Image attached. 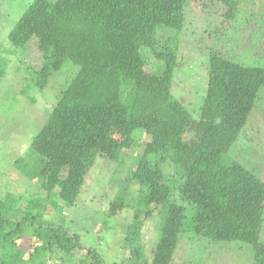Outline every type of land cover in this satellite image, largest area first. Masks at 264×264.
<instances>
[{"label": "trees", "instance_id": "trees-1", "mask_svg": "<svg viewBox=\"0 0 264 264\" xmlns=\"http://www.w3.org/2000/svg\"><path fill=\"white\" fill-rule=\"evenodd\" d=\"M201 2L204 15L216 22L214 43L242 44L259 35L255 24L264 29V15L254 3ZM190 3L34 0L11 29L12 55L31 47L39 55L34 59L41 68H31L30 87H47L68 63L79 70L49 106L29 152L15 160L30 191L38 183L44 197H24V210L17 208L23 198L8 194L0 200V264L7 263V251L14 262L102 264L63 222L47 220L42 203L54 196L68 206L78 203L99 161L120 163L111 173L118 190L109 217L133 210L123 264H175L186 242L181 264L204 263L212 245L237 243L250 246L254 264H264V179L229 158L264 90V65L240 63L233 54L210 48L205 97L198 114L188 109L173 94V83ZM7 71L0 60V83ZM140 132L149 141L127 176L114 183L125 166L124 152L137 144ZM148 222L156 234L151 246L143 234Z\"/></svg>", "mask_w": 264, "mask_h": 264}, {"label": "rangeland", "instance_id": "rangeland-1", "mask_svg": "<svg viewBox=\"0 0 264 264\" xmlns=\"http://www.w3.org/2000/svg\"><path fill=\"white\" fill-rule=\"evenodd\" d=\"M33 1L0 0V60H4L8 70L0 83V200L5 199L8 194L14 198H23L20 199L19 206L17 204V208L23 210L27 205L24 197L28 199L37 193V196H44L40 193L38 183L32 186L35 191H30L31 184L18 173L15 160L29 152L33 138L49 118V106L57 103L60 88H63L67 80L72 79L79 70L77 66L68 63L51 78L47 87H30L31 68H41V63L35 62L34 59L35 55H39L31 50L33 47L31 51H18L17 55H12L8 35ZM246 1L254 3L253 8L264 15V0ZM205 11L201 0H191L186 23L187 33L179 61L181 68L177 71L173 83V94L184 99L187 108H194L197 114L207 88V52L210 48L233 54L240 63L264 65V29L261 26L255 24V31L259 35L253 33L242 44H226L224 40L214 43L211 32L216 22L204 15ZM149 68L154 69V64L150 63ZM31 98L35 99V103H32ZM244 131V137L233 145L229 158L244 164L264 179V90L260 92L259 102ZM138 137L137 144L124 152L125 166L115 174L114 183L119 184L127 176L134 157L141 153L142 147L149 141V136L143 132H140ZM119 164L99 161L97 169L90 171L86 188L78 203L73 206H68L56 196L49 201L42 199L43 207L46 208L45 215L49 216L47 220L55 224L63 222L67 230L80 236L85 247L102 257V264H123L126 255L128 256L124 237L133 210L129 207L120 216L113 218L108 215L110 202L118 190L111 180V173L119 168ZM62 212L65 213L64 216ZM154 217L157 220V212ZM153 228V224L148 222L143 229L150 246L156 237ZM188 246L189 242L181 246L183 250L179 249L175 264H181L179 259L187 252ZM249 247L242 243L212 245L206 261L198 264H254ZM2 249L3 252L7 251L3 247ZM85 254L86 251L76 252L77 256ZM11 255L7 251V263L4 264H29L14 262ZM89 258L92 259V255Z\"/></svg>", "mask_w": 264, "mask_h": 264}]
</instances>
